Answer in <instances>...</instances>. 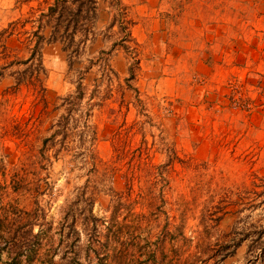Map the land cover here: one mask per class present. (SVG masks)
<instances>
[{
	"label": "rangeland",
	"instance_id": "374dc122",
	"mask_svg": "<svg viewBox=\"0 0 264 264\" xmlns=\"http://www.w3.org/2000/svg\"><path fill=\"white\" fill-rule=\"evenodd\" d=\"M52 1L0 0V264H264V0L99 2L75 55Z\"/></svg>",
	"mask_w": 264,
	"mask_h": 264
},
{
	"label": "trees",
	"instance_id": "16d2710c",
	"mask_svg": "<svg viewBox=\"0 0 264 264\" xmlns=\"http://www.w3.org/2000/svg\"><path fill=\"white\" fill-rule=\"evenodd\" d=\"M99 2H105L112 8L114 11L113 21L118 20L123 28L127 27L124 23L128 22L126 18L127 12L122 0H53L46 10L39 14L38 20L45 18L46 25L51 29V39L59 41L63 44V50H70V54L75 55L79 50V42H83L91 32ZM38 27L41 28L42 25L40 24ZM33 35L36 36V46L31 50L30 57L33 58L37 54L40 58L37 44L42 39V35L39 34L38 30L33 31ZM77 36L79 37L78 39H76ZM31 39H28V41H31ZM37 81L38 78H34L31 79L30 83L36 86ZM248 238L250 239L246 250L248 259L257 260L264 258V227L258 229L253 225L250 227V231L243 230L242 235L234 239L233 248L235 249L240 245L241 241ZM231 252L233 251L224 253L223 256H227ZM203 253V250H199L192 256L197 261L200 259V254Z\"/></svg>",
	"mask_w": 264,
	"mask_h": 264
}]
</instances>
